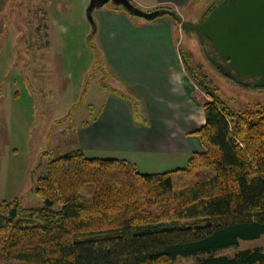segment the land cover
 Masks as SVG:
<instances>
[{"label": "trees", "instance_id": "1", "mask_svg": "<svg viewBox=\"0 0 264 264\" xmlns=\"http://www.w3.org/2000/svg\"><path fill=\"white\" fill-rule=\"evenodd\" d=\"M180 53L208 96L192 132L202 150L162 172L79 147L49 159L34 188L41 206L0 200V264H264L259 246L218 254L264 235V105L230 108ZM103 74L101 85L126 97Z\"/></svg>", "mask_w": 264, "mask_h": 264}, {"label": "rangeland", "instance_id": "2", "mask_svg": "<svg viewBox=\"0 0 264 264\" xmlns=\"http://www.w3.org/2000/svg\"><path fill=\"white\" fill-rule=\"evenodd\" d=\"M214 1L193 0L189 6L188 18L185 17L184 20L198 21L202 12ZM104 5L114 4L108 1ZM3 8L8 10V19L10 23H15L21 41L16 45L13 74L9 75L10 81L15 78L16 89L15 96L11 93L8 99L10 105L14 100L17 109V121H12L11 131L15 151L4 155V159L0 151V200L16 198L23 207L41 206L43 202L34 188L37 178L45 172L47 161L77 148L76 134L82 121L96 114L106 97L113 95L110 93L113 91L101 86L103 71L104 81L109 88L118 89L126 97L133 96L134 91L102 62V52L99 54L94 48H90L88 36L79 41L82 32L75 21L65 25L66 32L63 26L53 25L50 47L38 49L43 45V0H7ZM163 16L169 17L168 14ZM134 17L140 18L138 15ZM85 21L90 24L87 15ZM180 22L176 23L178 48L185 53L188 64L196 73L206 75L226 105L235 111L256 109L264 105V89L244 86L226 78L206 58L195 33L185 31ZM24 37L30 42L29 51L24 48ZM11 56L13 57V52ZM40 57L43 63H40ZM27 59L28 66L24 64ZM192 93L193 100L198 104L208 98L194 83ZM126 100L132 102L130 98ZM19 117L23 119L20 121ZM195 117L197 121L193 124L194 127L203 123L201 108ZM85 154L125 158L131 162L137 160L141 172H162L183 167L187 163L182 155L150 154L138 158V154L112 153L108 150L98 152L92 149H87ZM256 246L264 251V235L257 239L241 240L237 247L220 250L218 254L232 255L238 249ZM177 260L191 262L195 257H179Z\"/></svg>", "mask_w": 264, "mask_h": 264}, {"label": "crops", "instance_id": "3", "mask_svg": "<svg viewBox=\"0 0 264 264\" xmlns=\"http://www.w3.org/2000/svg\"><path fill=\"white\" fill-rule=\"evenodd\" d=\"M130 1L145 11L159 6L171 7L184 20L193 0ZM6 2L7 0H0L2 158L15 151L11 131L12 121H17V109L14 100L10 105L8 99L11 93L15 96L16 89L15 78L10 81L9 75L13 74L16 45L21 41L20 32L14 22L10 23L8 10L3 8ZM43 2L45 13L42 19L47 35L45 44L38 49L50 47L53 25L63 26L66 32L65 25L75 21L82 32L79 41L88 36L90 48H94L99 54L102 52V62L134 91L133 96L129 97L110 92L113 95L107 96L96 114L87 119L88 124H80L76 134L77 147L84 152L92 149L98 152L108 150L112 153L138 154V158L150 154L182 155L186 160L192 152L201 150V141L192 132L201 125L193 126L197 121L195 115L199 108L203 115L202 103L198 104L193 100L192 85L196 83L185 69L177 44V20L171 14H168L169 17H164L163 14L153 19L142 16L138 19L120 5L103 4L92 11L93 25L85 21L90 0ZM41 34L43 37V32ZM23 42L26 44L24 48L29 51L28 38L24 37ZM39 61L43 63L42 57ZM24 64L28 66L29 60ZM27 78L29 81L28 74ZM128 98L132 102L126 100ZM18 113L21 114L19 111ZM22 119L23 117H19L20 121ZM134 161L132 162L138 167L139 162Z\"/></svg>", "mask_w": 264, "mask_h": 264}, {"label": "water", "instance_id": "4", "mask_svg": "<svg viewBox=\"0 0 264 264\" xmlns=\"http://www.w3.org/2000/svg\"><path fill=\"white\" fill-rule=\"evenodd\" d=\"M108 1L145 19L165 14L160 9L142 10L130 0H90L86 15L91 24L94 25L93 9ZM180 24L185 31L195 33L206 58L226 78L244 86L264 89V0H220L211 3L198 21L182 20ZM207 40L223 61H227L224 68L216 55L209 54L202 46ZM243 77L251 80H243Z\"/></svg>", "mask_w": 264, "mask_h": 264}, {"label": "flooded vegetation", "instance_id": "5", "mask_svg": "<svg viewBox=\"0 0 264 264\" xmlns=\"http://www.w3.org/2000/svg\"><path fill=\"white\" fill-rule=\"evenodd\" d=\"M219 1H220V0H215L213 3L215 4V3L219 2ZM207 13H208V12H207ZM207 13H205L204 16H206ZM202 46L205 48V50H206L209 54H211V55L215 54V55H216V60L219 61V62H221V64H222V68H224V66L227 64V61H223V59L220 57L218 51H217V50L215 49V47L211 44V42H210L209 40L204 41V42L202 43ZM242 79H243V80H248V81L251 80V78H249V77H243Z\"/></svg>", "mask_w": 264, "mask_h": 264}]
</instances>
